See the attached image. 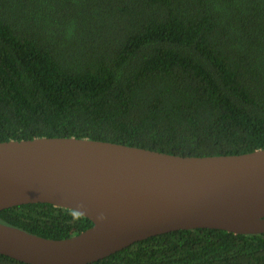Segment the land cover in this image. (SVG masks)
<instances>
[{"label": "trees", "instance_id": "trees-1", "mask_svg": "<svg viewBox=\"0 0 264 264\" xmlns=\"http://www.w3.org/2000/svg\"><path fill=\"white\" fill-rule=\"evenodd\" d=\"M50 136L264 149V0H0V141ZM0 222L53 239L92 224L40 202ZM87 264H264V233L175 230Z\"/></svg>", "mask_w": 264, "mask_h": 264}, {"label": "water", "instance_id": "water-1", "mask_svg": "<svg viewBox=\"0 0 264 264\" xmlns=\"http://www.w3.org/2000/svg\"><path fill=\"white\" fill-rule=\"evenodd\" d=\"M37 202L92 224L53 239L0 222V254L26 264H87L175 230L261 234L264 149L180 156L73 136L0 141V210Z\"/></svg>", "mask_w": 264, "mask_h": 264}]
</instances>
